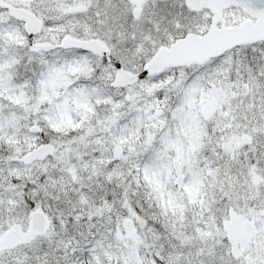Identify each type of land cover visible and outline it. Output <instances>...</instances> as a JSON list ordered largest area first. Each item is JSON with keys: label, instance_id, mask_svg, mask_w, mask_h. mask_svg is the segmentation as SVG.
<instances>
[{"label": "rangeland", "instance_id": "374dc122", "mask_svg": "<svg viewBox=\"0 0 264 264\" xmlns=\"http://www.w3.org/2000/svg\"><path fill=\"white\" fill-rule=\"evenodd\" d=\"M6 1L32 10L43 21L34 40L58 41L80 30L79 37L102 39L112 59L131 72H137L158 46L187 32L200 34L209 25L206 17L175 0H151L136 19L124 0H58L56 8L37 6L38 0ZM74 5L87 10L67 14L66 8ZM244 18L239 12L227 13L225 23ZM28 45L22 23L0 9V234L13 223L26 229L34 208L51 220L46 237L0 253V264H148L144 252L137 251L144 240L125 237L126 217L135 219L145 242L149 239L155 251L151 259L157 264H208L204 259H213L210 245L222 264H264V41L117 89L109 87L114 65L102 57L69 50L32 53ZM40 68L38 80L33 75ZM211 97L216 113L205 122L199 107ZM132 110L135 118L120 124ZM110 113H115L111 119L116 117L107 128ZM31 124L41 133H28ZM152 131L156 137L146 146ZM243 132L252 137L249 146L239 142ZM48 137L57 149L50 158L27 165L19 161L25 150ZM115 145L125 150L119 158L112 154ZM129 146L136 148L129 151ZM172 159L180 162L185 177L180 191L173 184ZM129 171L133 191L147 196L150 222L139 217L128 200L108 203L107 186L116 187ZM252 173L259 177L257 185L252 184ZM223 178L230 180L227 189L218 186ZM92 184L102 192L96 193V188L94 195H87L85 187ZM238 191L241 196L234 197ZM220 194L226 206L220 221L202 217L215 197L220 201ZM75 199L79 208H72ZM228 206L258 226L237 260L221 229ZM74 231L75 236L70 234ZM53 238L67 243L60 246Z\"/></svg>", "mask_w": 264, "mask_h": 264}, {"label": "water", "instance_id": "95a60500", "mask_svg": "<svg viewBox=\"0 0 264 264\" xmlns=\"http://www.w3.org/2000/svg\"><path fill=\"white\" fill-rule=\"evenodd\" d=\"M134 5L132 14L138 16L141 5L145 0H127ZM184 4L193 11L202 8L209 9L212 14L211 24L208 31L203 35L194 33L186 34L184 37L176 39L169 47H160L156 50L148 62L143 65L141 74H133L126 71L120 66H116V73L110 86L114 88L125 87L135 83L145 75L160 72L167 67L183 66L185 64L202 63L206 59L216 57L222 52L248 43H255L264 40V0H183ZM230 6L239 7L250 18L241 22L239 25L231 27L224 26L222 18V10ZM0 8L7 9L9 15L18 21L23 22L24 31L29 39L40 33L41 21L37 16L27 9L17 7L0 0ZM85 10L84 6H71L66 9L67 13H78ZM220 26L217 27V24ZM77 49L84 52L95 53L100 56H106L108 47L99 39H78L70 34H65L59 43L52 44L50 42L31 43L32 51L54 50V49ZM215 113V99L211 98L200 106V115L204 120H209ZM30 133L39 132L36 125L29 127ZM154 139V133H150L145 144H150ZM240 142L249 145L252 142L248 134L240 135ZM237 143L234 144L236 148ZM54 146L44 143L33 148L20 157L21 162H30L45 158L54 152ZM133 150L134 147H129ZM123 152L121 146H115L113 153L120 156ZM190 148L186 149L188 156ZM173 168L176 173L175 184L180 188L183 181L180 165L177 161H173ZM252 183H258V176L252 175ZM30 232L43 233L49 223L48 218L39 209H35L30 215ZM123 228L126 237L133 239L137 236L134 222L131 218L123 220ZM222 229L226 235V239L230 245V253L234 258H239L243 251L248 247L250 239L257 232L256 226L252 221L243 219L242 216L234 214L232 209L228 210V218L222 221ZM29 234L20 232L19 225L14 224L0 238V250L11 249L18 241L29 240ZM240 249V250H239ZM151 264H154L151 262Z\"/></svg>", "mask_w": 264, "mask_h": 264}, {"label": "trees", "instance_id": "16d2710c", "mask_svg": "<svg viewBox=\"0 0 264 264\" xmlns=\"http://www.w3.org/2000/svg\"><path fill=\"white\" fill-rule=\"evenodd\" d=\"M59 1H63V0H59ZM59 1L58 0H38V2L35 3V5L39 6V5H41V3H45L50 8H54V7L56 8V2H59ZM65 1H70V0H65ZM34 9H36V8L34 7ZM54 10H56V9H54ZM56 12H57V14H61V10H58ZM74 32H76L77 36H78L82 31L74 30ZM107 105L108 104L104 102V108L105 109H107V107H108ZM94 108H99V107L97 105H94ZM119 110H120V108H119ZM113 114L115 115V113H110L107 116V123H106L107 128L110 127V125H109L110 122L113 123V120H114L113 118L116 117V116H114L111 119V116ZM132 116H136V113L133 110L130 112V114L126 115L123 118V120L120 122V124H124L126 121H129L130 119L135 118V117H132ZM115 126H116V124H115ZM262 152L264 153V148H262ZM132 174H133V171H129L128 175L125 176L124 179L121 182H116V187L114 185H110V184L107 186V192H108V197H109V202L108 203H110L112 200H115L116 204H119L118 202L121 203V200H125L126 203H127V200H128V202L131 204L132 208L135 210V213L139 217H142L146 221L150 222V218L149 217H150V214H151L150 212L151 211H150L147 203L145 202V199L147 198V196L138 197L137 196L138 190L135 189L133 191V188L131 187V184H130V178L128 177V176H130ZM230 185H231V183H230L229 179L223 178L222 183L219 180V185L218 186H220V187H222L224 189H227ZM100 186L102 188H105V186H102V185H100ZM98 187H99L98 184H95V185L92 184L91 186H88V187L86 186L85 188L88 189V194L87 195H90V194L94 195V192H95L96 188H97L96 193L102 192L103 189L98 188ZM85 188H84V190H86ZM215 191H216V189H215ZM219 196H220V211L223 213V208L226 207V206H222V201L223 200L221 201V194ZM240 196H241V193H240V191H238L237 195L234 196V197H240ZM243 197H247V196H243ZM248 197H250V196H248ZM104 200L107 202V195L104 197ZM257 202L261 203V200H258ZM72 203H73L72 204V206H73L72 208H75V207L79 208L80 204L77 202L76 199ZM82 207L85 208L86 204L83 203ZM69 208H71V207H69ZM121 213L123 214V212H121ZM81 248H84V247H81Z\"/></svg>", "mask_w": 264, "mask_h": 264}, {"label": "flooded vegetation", "instance_id": "af4514ba", "mask_svg": "<svg viewBox=\"0 0 264 264\" xmlns=\"http://www.w3.org/2000/svg\"><path fill=\"white\" fill-rule=\"evenodd\" d=\"M232 12H239L240 14H242V15H244V19H246L247 18V16L245 15V14H243L241 11H240V9H237V8H229V9H226L225 11H223V18H224V21H225V14H227V13H232ZM196 13H198V14H200V15H202V16H204V17H206L208 20H209V23H210V18H211V14H210V12L208 11V10H206V9H201V10H199L198 12H196ZM243 19V20H244ZM242 21V20H241ZM240 22V21H239ZM208 28V27H207ZM204 32H205V30H204ZM44 41V40H43ZM260 44V43H259ZM258 44H255V45H252L251 47H253V46H257ZM112 62H113V60H112ZM188 159V158H187ZM200 195H202L203 196V193L202 192H200ZM213 205L212 206H210V207H207V212H205L204 213V215H202V217H207V218H210L209 217V215H211L212 216V221H214V220H217V222H219L220 221V219H219V216H220V206H219V201L216 199H213ZM48 216V215H47ZM244 217V216H243ZM50 218V217H49ZM245 218V217H244ZM155 223V222H154ZM157 223V226H161L160 224H159V222H156ZM215 222H213V224H214ZM8 229V228H7ZM7 229H5L1 234H0V236L7 230ZM48 229H49V227L45 230V232L44 233H42V234H32V236H31V240L29 241V242H22V243H18V244H16V246L12 249V250H9V251H0V253H6V252H11V251H13V250H15L17 247H19L20 245H29L30 243H32L35 239H41V238H44V237H46L47 235H48ZM21 230L22 231H24V232H27L28 231V225H27V228L26 229H22V227H21ZM158 230V229H157ZM167 230H170V227L167 229ZM137 231H138V234H137V237H136V239L135 240H137V242L139 243V241L140 240H144L143 241V244H141V245H139V247L140 248H138L137 249V251L139 252V251H143L144 252V255H145V257L147 258V261H148V264H149V262L150 261H152V259H151V257H153V255H154V253L153 252H155V251H153L154 250V248H153V246H150V243H148V241H149V239H147L146 240V242H145V239L143 238V236H144V234H142L141 233V231H139V229L137 228ZM161 230H158V232H160ZM191 231H193V229H190V232ZM76 232L74 231L73 233H70L71 235H77V233L75 234ZM162 234H164V233H162ZM75 239V238H74ZM53 240H54V242H58V240H56V239H54L53 238ZM203 244L201 243L200 244V246H202ZM147 247V248H146ZM159 247V246H158ZM163 247V246H162ZM153 249V250H152ZM216 251V250H215ZM213 249H211V245L210 246H208V255L210 256V257H212L213 259L212 260H209V257L208 256H206V258L204 259L205 261H207L208 262V264H220V261H218V253H217V251L215 252ZM29 253H30V256H31V252L29 251ZM193 261L194 262H197L196 261V258H194L193 259ZM194 264V263H193Z\"/></svg>", "mask_w": 264, "mask_h": 264}, {"label": "bare ground", "instance_id": "6f19581e", "mask_svg": "<svg viewBox=\"0 0 264 264\" xmlns=\"http://www.w3.org/2000/svg\"><path fill=\"white\" fill-rule=\"evenodd\" d=\"M251 137V136H250ZM251 139H252V137H251ZM252 178V177H251ZM258 180H259V178H258ZM215 200L217 199V197H215L214 198ZM218 201H219V198L217 199ZM232 208V206H228V208H227V216H228V210L229 209H231ZM252 223L256 226V230H257V232H256V234L254 235V236H252L251 237V239H250V241H252V239L257 235V233H258V226H257V223L256 222H254L253 220H252ZM224 238H223V240L224 241H226V243L228 244V247H229V251H230V245H229V243H228V241H227V239H226V235L224 234ZM240 250V249H239ZM244 253L246 252V250H244L243 251Z\"/></svg>", "mask_w": 264, "mask_h": 264}]
</instances>
